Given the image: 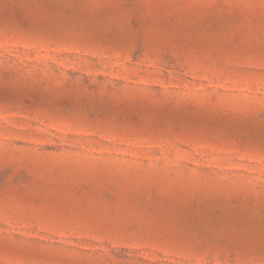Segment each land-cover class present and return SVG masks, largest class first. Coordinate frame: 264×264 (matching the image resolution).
<instances>
[{"label":"rangeland","instance_id":"374dc122","mask_svg":"<svg viewBox=\"0 0 264 264\" xmlns=\"http://www.w3.org/2000/svg\"><path fill=\"white\" fill-rule=\"evenodd\" d=\"M0 264H264V0H0Z\"/></svg>","mask_w":264,"mask_h":264}]
</instances>
